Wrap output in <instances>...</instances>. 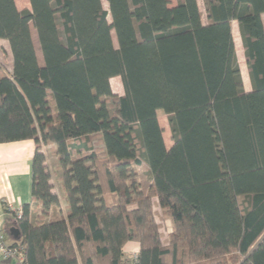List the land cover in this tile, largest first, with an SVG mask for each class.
Returning a JSON list of instances; mask_svg holds the SVG:
<instances>
[{
	"label": "trees",
	"instance_id": "1",
	"mask_svg": "<svg viewBox=\"0 0 264 264\" xmlns=\"http://www.w3.org/2000/svg\"><path fill=\"white\" fill-rule=\"evenodd\" d=\"M104 1L107 10L101 0H29L19 12L0 0L12 59L0 79V144H35L31 204L16 221L5 208L10 245L25 264H264V0H202L205 25L196 0ZM108 120L128 127L133 148ZM93 136L104 159L88 153ZM42 144L55 148L64 216ZM128 242L138 244L132 258Z\"/></svg>",
	"mask_w": 264,
	"mask_h": 264
},
{
	"label": "crops",
	"instance_id": "2",
	"mask_svg": "<svg viewBox=\"0 0 264 264\" xmlns=\"http://www.w3.org/2000/svg\"><path fill=\"white\" fill-rule=\"evenodd\" d=\"M17 11H30L29 0H13ZM169 7H175L177 0H168ZM197 2V0H196ZM264 23V17H262ZM237 27V26H236ZM32 34V33H31ZM34 44V41H33ZM0 48L5 55L0 54V79L10 77L12 73V59L9 52L8 44L5 40H0ZM36 52V49H35ZM37 57V56H36ZM5 60L7 62H5ZM38 64L41 65L37 57ZM3 66V64H6ZM247 92V91H245ZM121 96V95H120ZM164 141V139H163ZM166 149L172 144L167 145L164 141ZM35 150V144L32 140L3 143L0 144V230L4 231L5 219L8 217L5 208L12 209L21 208L23 205L31 204V159ZM53 185V184H52ZM53 192L58 196L61 204V211L66 213L64 196L61 191L59 182L57 187L53 185ZM64 213V214H65ZM64 214H62L64 216ZM7 243L11 244V241ZM129 243V242H128ZM127 243V244H128ZM123 247V254L126 257H134L138 253V249H134L131 245L128 251Z\"/></svg>",
	"mask_w": 264,
	"mask_h": 264
},
{
	"label": "rangeland",
	"instance_id": "3",
	"mask_svg": "<svg viewBox=\"0 0 264 264\" xmlns=\"http://www.w3.org/2000/svg\"><path fill=\"white\" fill-rule=\"evenodd\" d=\"M102 6L105 10L108 9V6L106 4V2L104 0H101ZM197 5L199 8V11L201 13V23L203 25L206 24V16H205V9H204V4L202 0H197ZM109 20V19H108ZM110 23V21H108ZM31 37H32V41H34V47L36 49V56L39 58L40 63H41V53L39 50V45H38V41H37V36L36 33L34 31V29L31 27ZM232 37H233V42H234V46H235V53H236V57H237V61H238V65H239V70H240V74H241V78H242V83H243V87L245 91H250V85H249V79H248V74H247V70H246V65H245V59H244V55H243V50L241 47V43H240V39H239V35H238V31H237V27H236V23H232ZM112 42H113V46L116 48V40H115V36L112 33ZM5 62H7L5 60ZM7 65L3 64V66ZM110 87L112 90V93L115 96H120L123 94L122 91V86H121V82L120 79L118 77L112 78L110 80ZM112 107V106H110ZM110 111H113L110 108ZM157 120H158V124L160 126V128L162 129V136L163 139L165 141V143L167 145L172 144V139H171V134H170V130H169V126H168V121H167V116L162 112V111H157ZM103 127L108 129V128H113L115 131L116 136L119 138V140L121 142H123L124 145H126L129 148H133L132 145V141L131 138L128 134V127L120 124L118 121L116 120H108L106 122H104ZM86 145L89 148V152L88 153H96V155H98V157L100 159H104V152H103V146L101 143V140L99 138V136H93L90 137L86 142ZM54 146H52L51 144L48 145H41V151L43 152L44 156L46 157V166H47V171L50 173L51 175V182L54 186L57 187V183L58 181V177L61 173V171L58 169V162H57V158L54 154ZM143 170H145V167L142 166L141 168H136V171L138 173H142ZM156 209V208H155ZM157 210V209H156ZM64 211H61V214H64ZM157 221H159V224L162 225V231L164 233H167V231H169L170 225L169 222L167 220L162 219L161 214L158 212L157 210ZM48 219H46L47 221ZM8 242H10V240L8 239ZM133 246L134 249H138V244L136 242H129L127 244V246L125 247V250L128 251V248L130 246Z\"/></svg>",
	"mask_w": 264,
	"mask_h": 264
},
{
	"label": "built area",
	"instance_id": "4",
	"mask_svg": "<svg viewBox=\"0 0 264 264\" xmlns=\"http://www.w3.org/2000/svg\"><path fill=\"white\" fill-rule=\"evenodd\" d=\"M7 211L12 214L16 221L21 217V208L12 209L7 207ZM0 264H25V251L21 246H12L7 243V238L0 230Z\"/></svg>",
	"mask_w": 264,
	"mask_h": 264
},
{
	"label": "water",
	"instance_id": "5",
	"mask_svg": "<svg viewBox=\"0 0 264 264\" xmlns=\"http://www.w3.org/2000/svg\"><path fill=\"white\" fill-rule=\"evenodd\" d=\"M9 234H10V236H11L12 238L17 239V237H18V235H19V232H18L16 229L11 228V229L9 230Z\"/></svg>",
	"mask_w": 264,
	"mask_h": 264
}]
</instances>
